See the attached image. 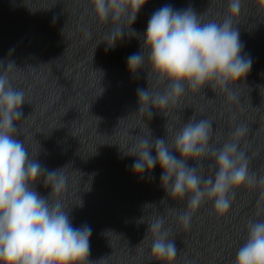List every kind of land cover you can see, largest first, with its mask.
<instances>
[{"label": "clouds", "instance_id": "1", "mask_svg": "<svg viewBox=\"0 0 264 264\" xmlns=\"http://www.w3.org/2000/svg\"><path fill=\"white\" fill-rule=\"evenodd\" d=\"M89 3L98 24L110 25L104 42L114 48L125 34L130 38L138 35L132 25L148 0ZM240 10L241 0H229L222 21L204 22L192 7L176 10L164 5L152 14L146 32L139 36L141 51L127 61L133 76L140 71L146 74L148 87L137 89L140 112L151 119L154 109L163 113L178 104L186 91L199 92L205 87L236 99L233 90L252 67L251 58L241 55L243 45L234 26ZM16 69L14 62L0 61V264H90L92 229L87 224L74 227L71 209L61 199L67 183L65 167L48 170L17 138L21 106L26 102L24 90L15 87L9 75ZM213 131L211 120L191 117L171 143L167 136L153 138L148 128L125 153L137 158L134 174L143 176L159 165L166 196L187 199V210L178 214L184 228L190 226L194 211L203 203L211 201L214 211L223 215L237 189L264 186V176L250 171L249 158L240 147L247 126L237 125L232 138L219 146L212 142ZM190 160L195 163L190 165ZM205 160L212 161L208 175ZM41 181L51 190L48 196L36 190ZM260 196L264 198V191ZM164 225L163 217L148 225L147 232L153 236L151 256L172 264L178 250L175 239L169 238L171 229ZM246 229V241L233 264H264V220L249 219Z\"/></svg>", "mask_w": 264, "mask_h": 264}]
</instances>
